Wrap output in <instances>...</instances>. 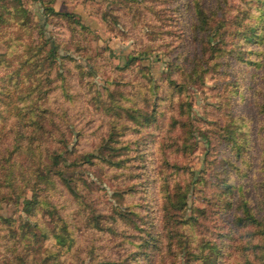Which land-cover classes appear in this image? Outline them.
Here are the masks:
<instances>
[{"label":"rangeland","instance_id":"1","mask_svg":"<svg viewBox=\"0 0 264 264\" xmlns=\"http://www.w3.org/2000/svg\"><path fill=\"white\" fill-rule=\"evenodd\" d=\"M37 110L71 189L26 211ZM27 237L44 264H264V0H0V264Z\"/></svg>","mask_w":264,"mask_h":264},{"label":"trees","instance_id":"2","mask_svg":"<svg viewBox=\"0 0 264 264\" xmlns=\"http://www.w3.org/2000/svg\"><path fill=\"white\" fill-rule=\"evenodd\" d=\"M196 15L200 27H202L205 31L207 30V25H209V27L212 26L210 23L208 24L209 20H207L206 11L200 6L196 11ZM218 29V27L212 28V30L210 29L207 34L208 38H212L213 35H216V31ZM28 52L29 49L26 50V53ZM45 54V62L48 64V67L52 66L56 60V54L53 50L46 51ZM24 61H27V59ZM50 115L48 112H45L44 115H42V112L39 110L35 113V117L21 115L20 119L26 120L28 118V121L24 123V126L26 124L27 127L33 128L28 132H14L15 139L16 136L19 135V139L22 141L24 140L25 146H23L24 148H20L17 145H13L12 150L14 151L19 148L17 152L19 154V152L22 151L21 149H23L25 155L28 157V164L25 168L27 173L25 174L30 178L24 179V184L27 186V190L31 192V199H24L26 211L31 210L33 207L35 209L42 205H50L49 202L40 203L41 201L39 200L40 197L38 193L41 190L39 186L42 184L49 187L48 184L50 185L53 179H58L59 181L64 182V185L66 184L65 186L67 189H71V181L70 179H66L64 177V171L62 170V155L59 152L60 147L58 145H55V147L50 145L51 143L53 144V142H59L61 144L60 139H57V136H60L62 139L64 137V133H53L54 130L46 129V126L51 124L52 118ZM12 189L13 192H16L14 187ZM29 239L32 238L27 237L28 241L23 245V247L21 246V249L18 252L12 253V257L8 260L9 264H44L42 259H34L30 256L31 254H37L38 251H35L33 247V249L30 248L31 245L29 243Z\"/></svg>","mask_w":264,"mask_h":264}]
</instances>
